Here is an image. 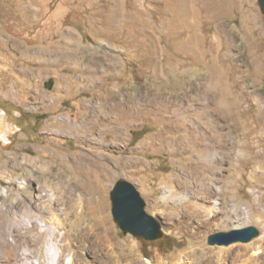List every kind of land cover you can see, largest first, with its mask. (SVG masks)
<instances>
[{
	"label": "rangeland",
	"instance_id": "rangeland-1",
	"mask_svg": "<svg viewBox=\"0 0 264 264\" xmlns=\"http://www.w3.org/2000/svg\"><path fill=\"white\" fill-rule=\"evenodd\" d=\"M59 1L46 0L42 12L41 0H0V256L5 231L33 261L45 257L46 232L37 238L35 226L20 235L37 218L59 228L73 258L82 254L90 264H244L255 250L264 264V12L257 0H66L59 24L46 29ZM198 121L223 135L220 175L229 177L226 213L196 238L190 229L200 221L185 214L197 196L166 201L162 187L168 174L178 178L177 167L186 171L198 160L185 140ZM170 140L179 153L168 150ZM204 169L197 177L213 185ZM118 180L136 187L163 238L147 242L119 230L109 198ZM91 199L95 218L84 213ZM233 203L239 215L246 207L252 213L235 228L225 225ZM247 226L259 230L249 243H207Z\"/></svg>",
	"mask_w": 264,
	"mask_h": 264
},
{
	"label": "bare ground",
	"instance_id": "bare-ground-1",
	"mask_svg": "<svg viewBox=\"0 0 264 264\" xmlns=\"http://www.w3.org/2000/svg\"><path fill=\"white\" fill-rule=\"evenodd\" d=\"M41 1L43 2L42 12H46L47 11L46 3L44 4L46 0H41ZM240 1L241 0H238V2ZM69 5L70 4H68L66 0H60L58 4H56L55 7L53 8L49 18L44 22L43 24L44 27L47 29L51 23L53 24L55 23L56 25H58L62 14L70 8ZM139 10L140 12L145 11L143 1L139 4ZM254 19H255V15H254ZM219 48H220L219 45L215 47L216 50H219ZM204 113L205 110H200L198 114L202 117ZM193 135H194L193 137L185 138V140L189 142L190 151L192 152L195 151L197 153L198 160L197 161L196 159L192 160L186 167V171H181L179 170V167H177L176 170H177L178 178L174 177L173 174H168L167 180L170 184L168 185L164 184L162 190L164 194V199L166 201H170L171 199H179V201L190 202L193 196H197L196 201L193 202L194 209L189 214H185L188 220L192 221V219H197L198 221H200V224L198 226H192V228L190 229V232H192L191 235L196 237L204 229L207 228L211 229L213 226H216L217 224H215V221L218 219L219 214L226 213L227 206L224 203V196H225L224 182L226 180L225 178H228L229 176L224 178V175L222 174H221L222 176L220 175V172L222 171V167L226 164L224 163V159L221 157L222 153L220 152V150L225 148L224 147L225 143L223 142V140L221 141L223 135L219 132H216L215 134H211V131L208 132V130H206V127L202 121L201 122L198 121V124H196V126L194 127ZM175 140H170V142L168 143L169 145L168 150L174 149L173 154L179 153L178 149H176L175 146L176 144ZM141 145L143 147L151 148V149H154L156 146L148 141H146L144 144ZM98 158H100V156H98ZM230 160H234V158H232L231 153H228V161L230 162ZM99 162L100 161L97 160L96 164L99 165ZM203 168H205L204 172L209 174L210 179L212 180L211 183H213V185L212 184L206 185L203 183L200 177H197V175L201 172ZM190 181L195 183V188L197 191H195V189L192 187H190L189 190V186L185 183ZM200 191L201 193H198ZM255 195L256 198H259V200H261L260 195L256 193ZM201 200L203 201L201 202ZM36 208L38 210L43 209V207H41L39 204L36 205ZM201 218L204 219L201 220ZM250 218H252V213L248 207L244 208L242 210V214L239 215V211L237 210L236 204L233 203L229 209V212H227L225 216V225H229L235 228L237 226L246 223L247 221H249ZM35 226L38 227L40 230V232L37 234V238H40L44 232H46L47 235H49V239L47 240L45 257L43 259L37 257L33 261L32 259H30V257L32 256V252L30 253L28 251L25 250L23 251L22 249H20L21 246L17 242V238L15 237L16 235H14L12 232L4 231L3 234L4 242L0 256L2 258V261L0 262V264H13L15 261H17L19 264H75V263L90 264V262L87 261V259L82 254L76 256V258H73L71 243L68 240L61 239V235L57 233L58 232L57 230L59 228L57 229V227L53 226L51 223L49 225H46L44 223H41V221H39L37 218H34L32 220L27 219L24 226L21 228L20 235H25V233L29 230V227H35ZM93 226L95 227L96 224H93ZM104 233H99V235L105 237L107 242H111L114 244V239L111 237V235L108 232H104ZM198 238L200 239V237ZM261 253L262 252L259 250L253 251L251 253V256L245 259L243 258L244 264H257L258 262H260L259 261L260 258L258 257V255H260ZM12 261L14 262L12 263ZM145 263L150 264L148 260H145Z\"/></svg>",
	"mask_w": 264,
	"mask_h": 264
},
{
	"label": "water",
	"instance_id": "water-1",
	"mask_svg": "<svg viewBox=\"0 0 264 264\" xmlns=\"http://www.w3.org/2000/svg\"><path fill=\"white\" fill-rule=\"evenodd\" d=\"M264 12V0H257ZM50 88V84L46 85ZM109 198L111 215L124 235L153 242L163 238L160 222L145 211V202L136 187L126 181L118 180L112 187ZM259 236L254 226L218 232L208 236L207 243L211 246H229L235 243H249Z\"/></svg>",
	"mask_w": 264,
	"mask_h": 264
},
{
	"label": "crops",
	"instance_id": "crops-1",
	"mask_svg": "<svg viewBox=\"0 0 264 264\" xmlns=\"http://www.w3.org/2000/svg\"><path fill=\"white\" fill-rule=\"evenodd\" d=\"M95 206H98V205H96L94 200L91 199V200L86 201L85 202L84 213L87 214V215L93 216V217L96 216L97 214L100 213V210L98 212H96V210H94ZM103 212L105 213V210ZM93 221H94V219H93Z\"/></svg>",
	"mask_w": 264,
	"mask_h": 264
}]
</instances>
